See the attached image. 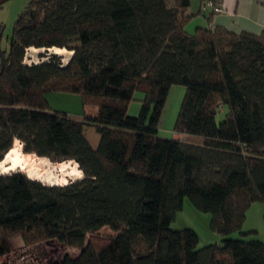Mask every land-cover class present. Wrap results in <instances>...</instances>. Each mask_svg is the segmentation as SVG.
Listing matches in <instances>:
<instances>
[{
	"label": "trees",
	"instance_id": "1",
	"mask_svg": "<svg viewBox=\"0 0 264 264\" xmlns=\"http://www.w3.org/2000/svg\"><path fill=\"white\" fill-rule=\"evenodd\" d=\"M206 1L202 9L215 12ZM190 5L28 0L0 64V161L18 146L23 157L77 168L64 184L28 177L21 164L0 170V264L15 237L79 251L54 264H264V241L232 236L251 232L247 210L264 203V29L233 32L211 25L209 13L210 24L189 31ZM29 47L72 54L66 64L53 55L28 64ZM173 84L185 93L176 136L164 138ZM138 90L140 109L130 115ZM49 92L78 94L83 111L52 109ZM186 197L210 213L218 241L197 248L195 230L169 227Z\"/></svg>",
	"mask_w": 264,
	"mask_h": 264
},
{
	"label": "rangeland",
	"instance_id": "2",
	"mask_svg": "<svg viewBox=\"0 0 264 264\" xmlns=\"http://www.w3.org/2000/svg\"><path fill=\"white\" fill-rule=\"evenodd\" d=\"M27 2L28 0H6L0 4V64L3 62L4 58L9 55L14 40V23L18 14L25 8ZM30 54L31 55L25 54L26 57H23L24 62L28 64L47 60L51 55H53L55 59L60 60L62 64H66L71 58V56L68 55V52L59 55L51 52L50 48H36L35 51ZM184 93V85L173 84L171 86L162 113L161 123L158 128V135L160 137L174 138L176 136L173 128ZM142 97V91L138 90L135 92L134 99L131 100L128 108L130 115L138 114L140 109V99ZM47 99L51 108L54 110L66 111L73 115H78V113L83 111L81 97L78 94L49 92L47 93ZM223 117L224 112L221 110L216 115L217 122ZM86 134L91 143H96L95 141L98 135L92 128L88 127L86 129ZM16 144H19L22 149L20 141H16ZM15 147L17 148L18 155L21 157V167L17 170H21L27 174L28 177L38 176L45 182L51 184H64L73 180L72 178L75 176L77 168L76 163L73 161H64V163L52 162L49 159L35 158L36 155L24 153L22 151L24 154H29V156L23 157L19 147ZM12 154L13 153H11V155ZM46 162L55 166L57 164L56 169L52 174L46 172L44 167ZM9 164H11V160L5 156L4 162L0 163V170H5L6 165ZM59 168H61V170H59ZM210 217L209 212L196 209L192 202L186 197L183 200L182 208L177 211L175 218L169 227L174 230L182 228H191L195 230L198 235L197 248H201L219 240L220 235L210 227ZM243 230H250L251 232L244 235H241L239 232H234L232 236L235 238H254L264 241V203L257 201L251 204V207L247 210ZM103 233H109V230L105 229L103 230ZM13 248L14 249L9 254L1 259V264H54L60 255L65 252H69L71 255H77L79 252L77 249L68 248L56 240H47L33 245H23L20 237L13 238Z\"/></svg>",
	"mask_w": 264,
	"mask_h": 264
},
{
	"label": "crops",
	"instance_id": "3",
	"mask_svg": "<svg viewBox=\"0 0 264 264\" xmlns=\"http://www.w3.org/2000/svg\"><path fill=\"white\" fill-rule=\"evenodd\" d=\"M204 1L191 0L189 11L194 15L187 24L189 31L210 24L209 13H212L211 25L221 26L233 32L247 31L259 34L264 29V0H213L221 7V12H212L211 7H208L207 11L202 9Z\"/></svg>",
	"mask_w": 264,
	"mask_h": 264
},
{
	"label": "bare ground",
	"instance_id": "4",
	"mask_svg": "<svg viewBox=\"0 0 264 264\" xmlns=\"http://www.w3.org/2000/svg\"><path fill=\"white\" fill-rule=\"evenodd\" d=\"M35 49L36 48H34V47H29L27 49V53L26 54L27 55H31L30 53L31 52H34ZM50 51L53 52V53H55V54H59V55L65 54L66 52H68V55L69 56H71V54H72V51H69V50H67L65 48H60V47H52V48H50ZM11 153H13V154L11 155ZM6 157L11 160V164L9 166H6V169H15L18 166H20V164H21V161H20L21 160V157L18 155V151H17L16 148H12L11 150H9V152L6 154ZM3 162H4V160L0 161V163H3ZM65 162H67V161H65ZM60 163H64V162H60ZM59 170H61V168H59Z\"/></svg>",
	"mask_w": 264,
	"mask_h": 264
},
{
	"label": "built area",
	"instance_id": "5",
	"mask_svg": "<svg viewBox=\"0 0 264 264\" xmlns=\"http://www.w3.org/2000/svg\"><path fill=\"white\" fill-rule=\"evenodd\" d=\"M209 5H210V6H213L215 12H221V11H222L221 7L218 6V5H216V4L213 2V0H207V1L204 3V7L209 6Z\"/></svg>",
	"mask_w": 264,
	"mask_h": 264
},
{
	"label": "water",
	"instance_id": "6",
	"mask_svg": "<svg viewBox=\"0 0 264 264\" xmlns=\"http://www.w3.org/2000/svg\"><path fill=\"white\" fill-rule=\"evenodd\" d=\"M4 1H6V0H0V4L3 3Z\"/></svg>",
	"mask_w": 264,
	"mask_h": 264
}]
</instances>
